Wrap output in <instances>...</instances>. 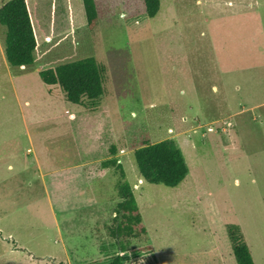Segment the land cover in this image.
Masks as SVG:
<instances>
[{"label":"rangeland","instance_id":"obj_1","mask_svg":"<svg viewBox=\"0 0 264 264\" xmlns=\"http://www.w3.org/2000/svg\"><path fill=\"white\" fill-rule=\"evenodd\" d=\"M9 0H0V5ZM33 63L12 67L0 25V264H98L121 254L112 231L121 178L146 234L125 264H236L227 226L264 264V0H27ZM94 58L91 110L38 73ZM172 139L188 168L176 188L146 183L133 152Z\"/></svg>","mask_w":264,"mask_h":264},{"label":"trees","instance_id":"obj_2","mask_svg":"<svg viewBox=\"0 0 264 264\" xmlns=\"http://www.w3.org/2000/svg\"><path fill=\"white\" fill-rule=\"evenodd\" d=\"M86 25L93 31L98 24V12L95 0H81ZM148 18H154L160 9L159 0H142ZM0 25L5 28V58L12 67H24L33 63V54L37 48V37L33 25L31 10L27 0H9L0 5ZM105 69L94 58H85L66 63L54 69L38 73L40 80L47 86H58L69 103L96 109L103 96ZM111 158L101 163L104 169L114 168L121 178L117 184L121 202L115 210V228L112 236L116 240L121 254H115L107 261L98 264H125L128 260L127 245L130 239L146 234L139 228L142 219L131 187L124 180L123 167L116 158V148H109ZM134 162L139 176L151 185L176 188L188 175L183 155L172 139L144 145L133 152ZM228 240L236 264H254L241 229L228 225Z\"/></svg>","mask_w":264,"mask_h":264}]
</instances>
